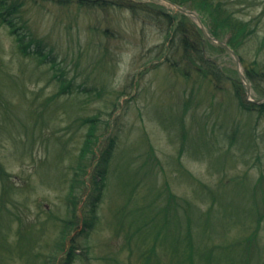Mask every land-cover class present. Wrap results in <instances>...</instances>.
Instances as JSON below:
<instances>
[{"label": "rangeland", "instance_id": "rangeland-1", "mask_svg": "<svg viewBox=\"0 0 264 264\" xmlns=\"http://www.w3.org/2000/svg\"><path fill=\"white\" fill-rule=\"evenodd\" d=\"M132 1L149 11L120 0L38 2L35 41H21L0 19V264H147L152 250L163 264L172 257L192 264L194 236L208 252L242 242L250 262L257 251L264 263V220L248 211L264 198V115L252 117L238 104L235 81L246 96L247 87L235 57L203 35L198 43L221 78L200 60L201 70L184 76L195 66L182 48H174L176 61L167 59L174 57L171 35L157 11L177 23L186 17L203 34L201 21L167 0ZM220 1L238 17L260 18V38L246 41L240 55L264 59V0ZM181 6L210 31L204 13ZM254 96L262 97L253 87ZM80 185V194L88 189L86 209L85 201L72 202ZM175 205L174 218L186 217L182 255L162 228ZM128 206L155 219L133 251L121 217ZM252 234L257 250L247 240ZM233 250L222 256L225 264L242 255Z\"/></svg>", "mask_w": 264, "mask_h": 264}, {"label": "trees", "instance_id": "trees-1", "mask_svg": "<svg viewBox=\"0 0 264 264\" xmlns=\"http://www.w3.org/2000/svg\"><path fill=\"white\" fill-rule=\"evenodd\" d=\"M41 1H49V2H55L61 6H71V5H78L80 7L84 6L83 0H0V19L1 21L11 27L13 29V33H15L18 38L21 41H35L36 34L34 33L36 28L32 26V20L33 17L31 15V10L34 7H42ZM82 1V2H81ZM95 4H91L93 6L101 5L105 6L107 4V0H94ZM122 5L127 6L130 10L136 11L140 10V6L135 4L132 0H120ZM178 4L181 5H187L190 9H195L200 11L201 13H204L207 17V21L209 23V30L211 34L215 37L224 39L227 33H230L229 38L227 40L228 44L239 53L240 55V48L243 47L246 44V41L260 38V36L257 34L259 33L257 22H259L260 18L256 17L254 19H245L238 17L236 13L228 6V4H224L223 2H215V0H172ZM32 2V5L30 3ZM41 2V3H38ZM120 3V2H119ZM143 10L149 11L148 9L143 8ZM159 13L161 21L166 23L169 28V32L171 35L172 40V46L173 50L171 54L174 55V48H182L184 54L187 55L185 58H189L191 63L194 64L195 67H187L184 68L182 71L183 75L186 77H191V74L193 70L200 71L201 68L197 66L196 61H201L202 64L201 67H208L213 75L221 76V73L218 70V65L206 57L204 48L202 45H200L198 42H201V38L203 39V34L200 33L199 30H197V27L192 22L188 21L187 18L181 19L178 23L173 18L171 14L164 13L161 11H157V14ZM190 26V28H189ZM172 28L174 29L172 33ZM258 31V32H257ZM260 34V33H259ZM204 41V39H203ZM259 44V51L264 50V35L258 41ZM182 55V60L184 61V56ZM190 56V57H189ZM193 56V57H192ZM241 56L242 63L244 65L245 73L252 83L253 87L255 88L256 92L264 96V59L254 60L251 63L245 61ZM167 59H171L172 61H176L177 58L174 55L168 56ZM198 59V60H195ZM199 63V62H198ZM209 65H212L210 67ZM204 69V68H203ZM221 78V77H220ZM235 87H236V94H237V102L238 104L244 108L245 111H247L250 116L255 117L264 115V103H253L247 100L246 92L244 91L245 88L242 85L241 81H235ZM242 90V93L240 92V89ZM90 138V137H89ZM93 140V138H92ZM88 149V148H87ZM89 152H92L90 157V164H92L94 160V149L89 150ZM86 153L88 155V151L86 150ZM90 156V154H89ZM93 156V157H92ZM105 175V170L100 169L97 172V178L103 179V176ZM80 181V180H79ZM83 185V183H81ZM233 185H237L236 182L232 183ZM82 189V186H73V191H71L72 199L74 197H77V200H72L73 203H75V206L78 208V206L84 202L83 209H86L87 206V199L85 198L88 193V189L85 188L80 194V191ZM78 193V194H77ZM80 194V195H79ZM218 196V194L216 193ZM223 196V195H220ZM220 199H224L223 197H220ZM262 203H258L255 206L249 205V210L253 213L254 216L253 219L255 222H260L261 220H264V198H261ZM233 202V201H231ZM90 204H93L90 201ZM192 217L190 218L197 221L200 218V211L199 209L195 208V206H192ZM180 211L179 207L177 205L173 206L172 210H169L168 217L166 219L165 224L162 225L163 229H166L169 232V235L173 241L172 243H167L168 245L171 244V246L175 247L179 251H177L178 255H182V246H183V233L181 231V228L183 227V223L186 217H182L181 219L177 218L175 219L174 212ZM198 212V216H195V213ZM257 216L259 218H257ZM121 217L123 220L124 225L128 224L129 226V235H130V244L129 246L132 248V251L134 249V246L136 244V239L138 238L140 231H145L148 226L152 225V222H155V219H150V211L145 207L140 208H130L129 206L127 208L121 209ZM215 217V216H214ZM220 217V216H219ZM157 218V217H154ZM189 218V216L187 217ZM222 218L223 224H226L225 226H228L227 221L230 220L227 217V220L225 217ZM233 219V217H232ZM214 220V219H213ZM212 220V222H213ZM218 220V219H217ZM244 221V220H243ZM211 222V223H212ZM74 223H78V220H75ZM231 227V224L229 225ZM176 228V229H175ZM176 230V232H175ZM174 231V233H172ZM227 231V229H226ZM194 236V235H193ZM254 234H252L251 237H248V242L251 244L250 247L255 246V250H257L256 241H254L255 238ZM135 238V241L133 239ZM194 244L193 246L196 248L191 253V259L192 264H225L226 260L222 257L224 254L232 256V253H234L233 249L235 246H237V249H241V256H236L235 261L236 264H239L240 259H246L247 262H242L243 264H264L263 263V252H257L254 251L253 257L251 258L250 262V253L248 254V249L245 247V245H242V242L239 244H226V245H215L213 248H211V251L208 252L206 250H203L202 243V237L199 239H196L194 236ZM140 242L138 241L137 247L140 246ZM248 244V243H247ZM239 245V246H238ZM156 248L157 246L154 245ZM219 249L221 252L218 253L217 260H215L214 250ZM195 251L199 252V257H195L193 253ZM70 254H74L73 250L70 252ZM157 252L155 250H152L151 255L147 259V264H150L151 262H154V264H163V258L160 255V257H156ZM209 258V261L205 259ZM162 259V261H161ZM186 261V258H179L174 259L172 257V261L169 264H183ZM206 261V262H204ZM258 262V263H257ZM119 264H124L119 260Z\"/></svg>", "mask_w": 264, "mask_h": 264}, {"label": "water", "instance_id": "water-1", "mask_svg": "<svg viewBox=\"0 0 264 264\" xmlns=\"http://www.w3.org/2000/svg\"><path fill=\"white\" fill-rule=\"evenodd\" d=\"M167 1L169 3L175 5L178 9L182 10L183 12H186L188 14H194L195 16H197V18L199 19V21H201L202 30H203L205 36L207 38H209L210 40L217 42L219 45H221L222 47H224L225 49H227L235 57V59L237 61V68H238L239 74H240L242 80L245 82V84L247 86V89H248L249 100H252V101L257 102V103L264 102V97H262V98H254V99L250 98L252 96V87H251V84L249 83L246 75L242 71V68H241V58H240L239 54L227 42H225V41H223V40H221V39H219L217 37L211 36V34L209 33L208 29L203 24L202 20L199 18V15L196 12H194L192 10H189V9H186V8L182 7L181 5H179L177 3H174L171 0H167Z\"/></svg>", "mask_w": 264, "mask_h": 264}]
</instances>
